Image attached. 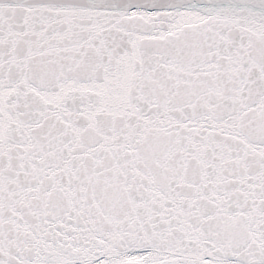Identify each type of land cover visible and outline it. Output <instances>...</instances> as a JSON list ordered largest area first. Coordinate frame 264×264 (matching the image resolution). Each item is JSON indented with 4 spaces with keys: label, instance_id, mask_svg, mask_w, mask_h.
Instances as JSON below:
<instances>
[{
    "label": "snow or ice",
    "instance_id": "1",
    "mask_svg": "<svg viewBox=\"0 0 264 264\" xmlns=\"http://www.w3.org/2000/svg\"><path fill=\"white\" fill-rule=\"evenodd\" d=\"M0 264H264V0H0Z\"/></svg>",
    "mask_w": 264,
    "mask_h": 264
}]
</instances>
